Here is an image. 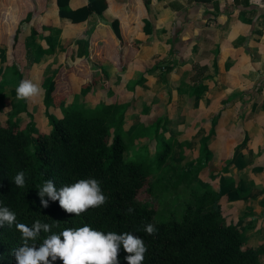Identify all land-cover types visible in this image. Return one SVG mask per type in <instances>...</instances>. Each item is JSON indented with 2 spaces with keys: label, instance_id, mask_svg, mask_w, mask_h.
<instances>
[{
  "label": "trees",
  "instance_id": "trees-1",
  "mask_svg": "<svg viewBox=\"0 0 264 264\" xmlns=\"http://www.w3.org/2000/svg\"><path fill=\"white\" fill-rule=\"evenodd\" d=\"M56 1L60 17L69 19L73 24L83 23L94 12L102 14L107 5L106 0H92L86 7L64 10L69 0ZM7 2L0 0V10ZM42 2L45 9L46 2ZM35 6L28 7L26 24L33 35L41 33L44 37L45 30L52 26L51 20L46 14L41 23L33 19L31 14ZM8 16L6 10L0 12V39H6L1 43L7 46L3 52L4 65L14 67L16 61L24 57L25 46L19 39L18 30L9 33L2 25L9 19ZM111 26L116 36H120L119 21L113 20ZM4 31L7 34L2 36ZM128 43L124 41L120 51L111 53L110 59L122 67L130 64L136 52V46ZM46 51L50 55L53 45H48ZM81 61L76 66L58 67L46 86L45 100L52 107L64 108L67 97L74 91L71 75L77 74L82 78L83 104L60 118L50 115L46 122L51 127L50 132L38 134L33 130L25 131L9 120L0 123V207H8L15 212L17 222L29 227L37 219L58 225L52 228V232L57 234L65 228L85 225L105 234L130 232L143 239L146 245L143 264H262L264 240L257 248L249 247L243 230L225 222L221 203L224 198L237 201L228 195L232 190L223 185L226 188L222 186L219 192L206 189L199 193L191 186L210 160L207 142L213 131L203 138L199 158L190 162L196 167L186 170L187 164L183 166L172 186L173 197L164 202L174 208L172 215L181 209L180 219L155 221V207H147L144 201L151 198L154 185L166 190V195L171 193V189L151 182V176L154 177L170 159L173 160L174 155L182 154L181 146L185 145L177 138L181 132L169 130L166 116L155 117L153 123H149L146 116L130 122L125 114L127 107L119 108L112 101L115 92L113 79L96 69L86 71L85 65L90 62ZM204 91V85L199 84L194 87L192 96H200ZM100 92H106V99L94 107L84 105L92 104L93 93L98 95ZM1 98L0 91V101ZM128 124L132 126L127 128ZM143 140L145 144L141 143ZM130 148L133 151L128 158L125 155ZM227 167L224 164L221 171L223 169L227 173ZM171 170L169 166L165 168V172ZM21 171L25 174V185L17 187L13 178ZM49 179L54 181L57 189L80 179H96L107 198L106 203L90 207L79 216L66 213L58 201H52L47 196L44 199L48 200V206L43 207L38 191ZM181 187L188 192L184 201L180 202L178 190ZM166 195L162 192L156 199L161 203V197ZM129 208L134 211L129 213ZM149 223L157 229L153 235L143 231ZM43 235L36 241L37 247ZM21 244V233L14 225L0 227V264H16L12 253ZM127 255L121 246L119 264H127ZM53 264H62V261L57 259Z\"/></svg>",
  "mask_w": 264,
  "mask_h": 264
},
{
  "label": "crops",
  "instance_id": "crops-1",
  "mask_svg": "<svg viewBox=\"0 0 264 264\" xmlns=\"http://www.w3.org/2000/svg\"><path fill=\"white\" fill-rule=\"evenodd\" d=\"M11 1L25 15L13 31L18 30L25 49L24 37L37 54L53 45L50 55L47 51L40 55L57 59V68L89 61L86 71L96 69L113 79L112 98L128 92L125 114L130 120L131 111L146 108L149 123L166 116L169 130L181 132L179 142L186 146L196 135L200 148L213 131L207 148L211 156L217 155V162L228 165L227 173L221 171L229 177H222L224 185L239 194L234 202L224 198L221 206L264 200V0H106L102 14L94 12L79 24L60 17L56 0H45V9L42 0ZM91 1L69 0L64 10L86 7ZM34 4L33 19L41 23L46 14L51 20L44 37L33 35L26 24L28 7ZM115 19L120 24L118 37L111 26ZM124 41L136 46L126 67L110 59ZM86 47L87 56L83 54ZM64 49L67 59L59 58ZM70 79L73 87L74 79L79 86L82 83L77 74ZM199 84L205 91L192 96ZM103 99L106 92L90 101L95 106ZM170 122L179 129L174 130ZM236 147L240 149L235 151ZM222 178L211 180L213 187L218 185L213 190H221Z\"/></svg>",
  "mask_w": 264,
  "mask_h": 264
},
{
  "label": "rangeland",
  "instance_id": "rangeland-1",
  "mask_svg": "<svg viewBox=\"0 0 264 264\" xmlns=\"http://www.w3.org/2000/svg\"><path fill=\"white\" fill-rule=\"evenodd\" d=\"M2 7L3 8L2 10H0V12H4V10H6V12L9 13L10 16H8L9 19H7L5 23L2 22V25H4L6 32L12 33L15 30L16 23L18 24L19 22H21L25 15L23 14L20 5H12V1L10 2V0H8L7 4ZM20 26L21 32H23L25 25L21 23ZM6 32L4 31L2 36L4 35V33L7 34ZM82 32L84 34V30ZM91 38L92 37H90V42H92ZM24 39L26 41L25 55L21 60L16 61L14 67H7L4 65L5 60L3 57V52L4 49H7V46H4V43H1L6 42V39H0V91L2 96L0 101V123H5V121L9 120L11 122L17 123L18 126L25 131L33 130L38 134H47L51 130V127L46 123L48 117L50 115H53L55 118H60L68 113H71L74 108H80V105L83 104V93L81 92L79 86V80L74 79L73 94L67 97L64 108L52 107L50 102L45 100L44 94L46 86L48 85L54 72L57 70V67H55L54 63L57 59L52 60L49 55L43 57L42 55L44 53L42 55L37 54L35 49L32 47V43L28 42L29 39L27 37H24ZM87 47L86 49H84L83 52V54H86V56L89 54ZM80 48H82V46ZM65 50L66 49H64V52H60L61 55L59 56V58L67 59V55H65L67 53V50ZM13 70H15L17 74H14ZM24 79L32 80L34 83L38 84L42 89L41 96L36 98L34 102L16 99L15 89L18 86L19 82ZM127 88L131 89L130 85ZM127 95L128 92H124L121 94V96H118L117 98H112V101L115 103V105L121 108L122 106L126 105ZM92 97L97 98L98 95H95L93 93ZM133 98L134 97H132V99ZM94 101L92 102L94 103ZM93 103L84 105L94 107ZM140 104L141 102H139L138 105ZM22 110L24 111L20 113V111ZM146 112H148L146 108H144V110L142 111H140V109L131 111L129 113L131 120H128L130 122L136 121L139 118L145 117L144 113ZM170 124H172V128L174 130L179 129V125L175 122H170ZM131 126L132 124H128L127 128H130ZM183 138L184 137H181L180 139ZM141 143L145 144L146 141L143 140L141 141ZM150 147L152 148L153 145H151ZM181 148L182 154L174 155V158H172L173 160L170 159L166 163V165L154 175V177L153 175L151 176V182L160 183L161 186L171 189V193L166 195V190H161L159 186L154 185L151 198H147L144 201L148 205L147 207H155L156 211L154 219L157 222H165L172 219L179 220L181 217V209H178L175 214L172 215V211L174 208L165 205L164 202H168L173 197L174 191L172 189V186L177 180L180 174V170H183V166L187 164L186 170H192L196 167V164L190 163V159L199 156L201 149L199 147L198 139L196 140V135L188 141L186 146H181ZM132 151V148H130L126 152L125 156L129 158ZM216 162L217 155H215V157L211 156L206 168L201 170V172L197 175V179L192 183L191 186L194 187L199 193H202L206 189H214V187L218 186L215 183L213 187V185L211 184V180L215 181L216 178L222 177L229 178L228 175L224 176L221 174V168L225 163L223 164L222 161L221 163ZM168 166L172 170L165 172V168H167ZM225 182L226 179L222 178L221 185L223 186ZM250 191L252 192V194L256 193L254 190H252V188L250 189ZM162 192L165 193L166 196L161 197L162 200L161 203H159L156 198L162 195ZM186 192H188V189L184 191V187H181L178 190V194L181 196L180 202L184 201ZM229 196H231V198H235L239 196V194L235 192V189H232V193ZM229 204V202H226L224 205L221 206V209L224 210V219L226 224H233L243 230L246 237L247 245L249 247L257 248L259 245L262 244V241L264 240V200H262V197L257 198L255 200L251 199V201L244 204L243 206H238V204L232 206V204ZM261 263L264 264V257H262Z\"/></svg>",
  "mask_w": 264,
  "mask_h": 264
},
{
  "label": "clouds",
  "instance_id": "clouds-1",
  "mask_svg": "<svg viewBox=\"0 0 264 264\" xmlns=\"http://www.w3.org/2000/svg\"><path fill=\"white\" fill-rule=\"evenodd\" d=\"M16 99L35 101L41 96L42 89L30 79L21 80L15 89ZM17 187H24L25 174L19 172L13 178ZM38 195L43 207L48 206V200L58 201L59 206L68 214L79 216L90 207H99L106 203L99 182L96 179H80L77 182L64 185L57 189L53 180H46L39 188ZM134 209L129 208L128 212ZM15 226L21 233L22 244L14 249L12 255L16 264H53L57 259L62 264H119L118 253L123 247L128 253L127 264H143L146 245L138 236L130 232L117 234L94 230L85 225L79 228H65L58 234L52 232L53 225L37 219L31 227L17 222L15 212L8 207H0V227ZM148 235L156 233L157 229L149 223L143 227ZM39 247L36 241L41 235Z\"/></svg>",
  "mask_w": 264,
  "mask_h": 264
}]
</instances>
